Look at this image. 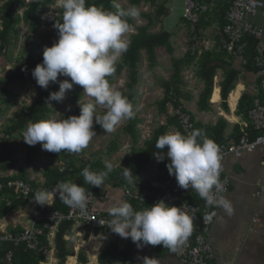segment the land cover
Segmentation results:
<instances>
[{
    "label": "trees",
    "instance_id": "1",
    "mask_svg": "<svg viewBox=\"0 0 264 264\" xmlns=\"http://www.w3.org/2000/svg\"><path fill=\"white\" fill-rule=\"evenodd\" d=\"M26 0H0V57L5 55L6 49L10 46L11 41L17 35V25L21 21L27 28L29 33H35L38 31L40 26L41 16L44 14L45 10L56 4V0H31L25 4ZM118 0H116L117 2ZM199 3L205 5H210L214 2H219L222 4L225 0H195ZM169 0H131L132 5L139 6L140 4H148L153 7V17L151 15H143L147 17L151 23L152 19L154 21H160L163 18L168 17L167 3ZM92 5L105 10L115 11L113 8V0H86V6ZM224 6V13L222 15V27L225 25L224 15L227 10V0ZM24 7L22 14L19 16L16 14L17 10ZM62 7L56 9V17L50 22L54 30L51 35H57L58 30L54 27L57 22H62ZM202 15L192 32L189 28V24L182 18L180 23L186 25L191 31V34H197L198 29L202 26ZM128 22L131 26H134V22L131 17L128 18ZM172 33L166 28L160 30L159 32L152 33L145 26L139 27L135 26V33L130 34L129 41L130 45L127 51L119 58L116 63V71L113 76L107 77L109 84H112L116 79L119 78L121 73L125 71L127 73V83L126 91L124 96L134 104L136 103L138 97V91L136 85L138 82V70L139 64L142 61V53L145 55V59L148 62V67L153 69L158 65L157 50L162 49L168 54L173 53V48L171 45ZM247 44V49L245 50L243 58L246 60V69L250 68L253 64V50L254 41L248 39L245 41ZM25 47L23 54L21 56L20 64L13 67L7 75L0 79V97H13L11 93V87L15 84H21L28 82L31 87L35 90V94L32 98V102L29 106L24 107L22 110L13 113L10 120L6 123L5 128L2 132L0 138V172L2 174H7L14 167L15 161L13 158L14 150L10 147L9 141L15 136L21 135L26 130L29 123L36 122L43 119H48L52 113L53 101L46 102L50 93L58 91V86L55 82H50L47 89L41 88L37 85L36 80L32 76V70L37 64L43 61V50L39 53L37 51V45L34 44L33 40L28 37L25 42ZM225 53V51L222 49ZM223 59V58H222ZM222 59H217L211 56L209 52H200L198 55L195 51L191 53L186 52L185 55L179 59L171 60V75L168 80L161 81L159 83L162 89V97L157 103L158 113L165 116V123L163 125H158L152 132L150 138L143 143L141 148H137L139 132L137 130V125L140 122L135 116L134 119L128 120L127 124L123 128V132L128 136L132 143L133 157L124 158L123 166L112 169L108 174L104 183L100 187L92 186L84 181L82 176V171L85 167H89L91 171L103 172L107 171V168L101 163L100 160H83L79 156L83 154V151L79 153H68L62 151L61 153H50L42 149L40 143L34 146H30L24 142V160L26 165L34 164L40 155H44L45 158H50L54 163H50L47 168L43 170L44 182L36 183L29 181L27 178V172L25 169L18 171V174L0 177V185H2V190L0 191V220L6 217L8 214L17 211L19 208L25 207L29 204V200L34 199V195L37 190L41 189H54L55 186L62 182L71 180L80 186L84 187L86 191H91L94 194H100L103 188L107 189H123L131 188L132 185L138 183L140 176H142L148 168L149 164L156 163L157 170L160 171L159 177H163L167 172L168 162L165 160L157 161L154 153L160 151L156 149L155 145L157 139L167 133L168 129L175 127L180 131L179 120L177 116L169 115L168 110L171 107L176 110L181 108V111L188 114L191 122L193 123L194 129H203L208 138L212 139L217 145L222 144L224 141L223 133L226 128V123L224 120H218L215 126H204L199 122L194 120V117L183 107V102L191 101V96L184 92L185 82L183 79V73L189 67H193L196 72L195 75L197 79L202 83L203 88L198 95V100L196 102L197 109L199 111H210L209 100H213L215 96H218V87L214 88V78L219 69L222 70V81L219 84L220 96L222 99L221 107L223 110L228 111L227 99L231 96V90L235 87L239 72L234 70L230 62H225ZM231 59V58H230ZM249 64V65H248ZM58 79L64 80L70 77L58 76ZM83 88L79 85H74L72 90H69V106L67 110L62 115L61 119L68 118L72 115L78 116L80 114L79 101L83 98ZM212 94V96H211ZM229 95V97H228ZM15 97V96H14ZM211 97V98H210ZM253 98L249 95H242L238 101L235 114L243 119H247V112L252 106ZM1 103H7L6 100L0 99ZM230 106V102L228 101ZM105 112H97V114L103 115ZM100 125L94 123V131L99 129ZM238 127L233 128L234 139L239 138ZM251 138L253 135L251 134ZM118 148L116 143H112L109 146V150L114 152ZM167 146L163 150L165 153ZM44 152V154H43ZM124 168H130L133 173V183H128L124 176ZM13 180H22L31 189V193L26 199L17 196L13 189L7 188L6 183ZM136 181V183H135ZM146 186H144L145 188ZM151 198L148 197L147 201ZM133 205L135 210H139V204L137 201L131 199H126ZM191 201V199H189ZM53 208L58 210H64L62 201L59 197L54 201ZM71 224H63L59 228L58 234L55 236V253L54 257L57 259L58 264H66L69 262L68 257L73 255V249L69 246V243L64 239V237L70 234ZM85 233V238L89 237L90 229ZM10 233H18L20 231L9 230ZM100 232H105L101 230H93V235L97 236ZM41 239L45 238L41 236ZM133 242H131L127 247L121 248L117 243H107L102 251L97 256L98 264H133L132 258V247ZM12 252V259L9 263L0 264H41L45 262L43 257L37 256L34 252L28 251L24 246H19L14 248L12 246L6 247L0 252V260L8 252ZM72 259V258H71ZM77 260L80 264H89L86 254L83 251L77 253Z\"/></svg>",
    "mask_w": 264,
    "mask_h": 264
},
{
    "label": "clouds",
    "instance_id": "2",
    "mask_svg": "<svg viewBox=\"0 0 264 264\" xmlns=\"http://www.w3.org/2000/svg\"><path fill=\"white\" fill-rule=\"evenodd\" d=\"M63 9L62 22L54 27L58 30V41L45 46L43 61L32 70V76L41 88L47 89L50 82H57L58 76L70 77L59 82V91L50 93L46 102H62L66 92L74 85L82 86L84 94L91 99L86 103L79 101L80 114L63 119H43L29 123L23 133V140L30 146L40 143L43 150L50 153H80L88 147L96 136L94 123L99 124L106 133H112L124 120L135 118L132 103L121 91L113 89L107 77L113 76L116 63L127 51L130 41L123 35L131 30L128 18H136L140 11L136 6L122 8L113 0L112 10L92 5L86 0H59ZM97 106L106 111L97 114ZM167 146L166 165L182 189H194L208 207L222 209L231 217L234 214L232 202L222 193L226 191L220 181L222 154L219 146L207 137L203 129H194L187 134L180 131L161 135L156 142L153 155L162 161L161 151ZM107 171L95 172L89 167L82 171L84 181L100 187L112 165ZM123 176L133 183L130 168H124ZM136 183V181H135ZM58 194L59 199L70 208L86 209L89 193L79 184L68 180L58 183L54 189L37 190L34 202L44 206L49 198ZM187 205L169 206L163 200L151 207L135 210L127 201H120L110 207L108 228L121 238H131L137 248L147 245H163L171 251L184 245L193 232L194 217L187 211ZM217 212L203 216V221L211 222ZM101 225L104 221L99 220ZM143 264H158L155 258H144Z\"/></svg>",
    "mask_w": 264,
    "mask_h": 264
},
{
    "label": "crops",
    "instance_id": "3",
    "mask_svg": "<svg viewBox=\"0 0 264 264\" xmlns=\"http://www.w3.org/2000/svg\"><path fill=\"white\" fill-rule=\"evenodd\" d=\"M259 1L264 3V0ZM225 2L226 0L222 4L217 1L210 5H206L207 11L202 14V26L198 29L197 34H191L188 27L186 28V25L184 26L183 23H180L182 19V0H169L167 3L168 17L164 23L166 29L169 31L171 30L173 32L178 29L183 30L186 28L187 31L190 32L191 40L187 45V52L190 51L191 53H194L196 51L198 55L202 51L209 52L211 56H214L215 58L217 57V59L223 58L222 60L225 62H230L232 68L239 72L236 85L231 90L232 94L235 91L239 92L234 112L230 111L232 103L230 102L229 106V99H227L228 111L223 110L221 107L222 99L219 87V84L223 79L221 69H219L215 75L213 87V90L218 87L219 97L215 96L212 101L209 100L210 111L201 112L197 109L196 102L203 85L197 79L196 75V81L194 80V82H198L201 89H199L195 100L191 99V101L184 102L185 104H183L184 109L190 112L194 117V120L204 126H215L218 120H224L226 128L223 137L225 142H229L236 141L233 138L234 127H238L237 129L240 135L242 130H244L249 138H251V134L254 137L248 116L247 119H243L240 116H236L235 111L242 95H249L253 99L258 98L264 103V69L262 73H259L254 64H251L250 68L246 69L245 66L247 65V62L244 58L240 60H232L226 52L224 53L222 51L224 39L221 35V27L223 21L222 15L225 9L223 4L225 5ZM249 22L262 29V38L264 41V16L259 14L254 18H250ZM248 39L249 38L246 40ZM172 48L175 52L174 45H172ZM185 53L183 55H185ZM185 71L188 72V70ZM231 116L234 117V120L229 118ZM159 173L160 171H158V174ZM225 173L230 181L226 197L234 206V214L231 217H228L224 214L222 209L217 210V217L214 218L207 240L214 250V264H264V194L259 197L255 196L256 191H258L260 186L264 184V169L261 165V153L258 151L245 153L241 158L228 156L225 159ZM109 189L110 188L108 187L107 189L103 188L101 190L100 194L104 195L105 201L97 204L99 210L110 209V207L118 204L122 198V189H120L119 194L114 196L113 194L108 193ZM58 197V194H56L53 199L56 200ZM189 199H191V201H189ZM50 200H52V198H50ZM202 200L203 199L199 197L196 191L192 196H189L186 199V201L195 205H200ZM29 214L30 211H21L19 208L17 211L8 214L0 220V228L7 232H9V230L21 231L28 225L30 219ZM254 219H257V222H254ZM87 231L88 230H84L76 234L70 230V234L66 236L67 239L65 240L70 246V241L73 236L78 238H83L84 236L85 238V233ZM89 234L90 235L87 239L85 238V240L82 239L80 241L77 253L79 251H83L85 254L88 253L89 259L91 258V264L93 262L94 264H98L97 256L107 243H117L121 248H125L132 242L131 238H121L111 230L100 232L97 236H94L93 231L90 230ZM101 235L103 236L101 237ZM111 237H116L117 242L113 241ZM96 241H98V243ZM132 244L133 264H143L145 257L149 259L155 258L158 261V264H180L177 257L166 249V247L164 248L163 245H147L138 249L135 243ZM5 248L6 245L0 243V252ZM93 248L96 250L95 254H92ZM54 253L53 243L49 259L55 261ZM74 255L75 253L73 250V255L67 258L69 259L67 264H77Z\"/></svg>",
    "mask_w": 264,
    "mask_h": 264
},
{
    "label": "built area",
    "instance_id": "4",
    "mask_svg": "<svg viewBox=\"0 0 264 264\" xmlns=\"http://www.w3.org/2000/svg\"><path fill=\"white\" fill-rule=\"evenodd\" d=\"M182 18L189 24L190 30L193 32L202 14L207 11V6L195 0H182ZM227 10L225 11L224 21L225 25L222 30L223 50L232 60L243 59L246 50V39L255 41L253 64L259 73L264 69V41L262 38V29L249 22L250 18H254L261 14L264 16V3L259 0H227ZM169 115L178 117L180 132L187 134L193 130V123L188 114L181 111V108L176 110L171 107L168 110ZM252 131L253 138H249L246 131L242 130L241 135L236 141H229L219 144L222 154V170L220 172V181L224 184L226 191L222 193L227 195L230 181L225 173V159L228 156L241 158L243 154L250 152L261 153V165L264 169V103L260 99L254 98L252 106L247 112ZM172 132L179 131L173 127ZM165 154V160H169ZM157 169V164H156ZM132 185L131 188L123 189L122 198L120 201L126 199H133L138 202L139 210L151 207L156 202L163 200L169 206L187 205L190 215L194 217L193 232L188 241L177 248L176 251H171L180 264H214V250L208 243V233L214 222L203 221V216L211 212L219 210L216 207L206 206L205 200H202L200 205L191 204L186 199L195 192L194 189H182L178 186L174 176L167 172L163 177L157 176L148 179L147 182ZM7 188L13 189L17 196L26 199L31 193L30 187L22 180H13L6 183ZM144 186H146L144 188ZM2 185H0V191ZM89 193L88 203L86 209L70 208L62 202L64 210L53 208L55 199L46 202L48 205L41 206L29 200V204L20 210H28L29 221L28 225L24 227L19 233H10L0 228V243L5 244L6 247L17 248L24 246L26 250L34 252L37 256L45 259L44 263L49 260L55 236L59 232V228L63 224H71V231L79 233L81 231L90 229L108 231L107 221L111 219L108 210H99L97 204L105 201L102 194ZM264 194V184H262L255 196L259 197ZM149 201L147 198L150 197ZM99 220L104 221V225L99 223ZM257 222V219H254ZM41 236L45 239L42 240ZM67 236V235H66ZM64 239H67V237ZM55 251V246H54ZM12 259V252L8 251L0 260L2 263H9Z\"/></svg>",
    "mask_w": 264,
    "mask_h": 264
},
{
    "label": "rangeland",
    "instance_id": "5",
    "mask_svg": "<svg viewBox=\"0 0 264 264\" xmlns=\"http://www.w3.org/2000/svg\"><path fill=\"white\" fill-rule=\"evenodd\" d=\"M31 0H26L25 4L30 2ZM116 3H119L122 8L128 9L132 5L131 0H118ZM140 15L136 18H132L134 22V26H131V30L128 33L123 35V39L129 41L130 34L135 33V26L139 27H147L148 30L152 33L159 32L160 30L166 28L165 21L167 18H163L160 21H154L152 19L149 24V19L144 17L143 15H151L153 17V7H150L148 4H140L136 6ZM61 8L59 4V0H56V4L54 6L49 7L45 10L44 14L41 16L40 26L38 31L35 33H29L26 26L20 21L17 25V35L11 41L10 46L6 49L5 55L0 57V79L4 78L7 73L13 69V67L18 66L19 61L21 60V56L23 54V50L25 47V42L28 37H30L34 44L37 45L36 53H39L44 49L45 46H52L54 42L58 41L57 35H51L53 33V26L50 24L51 20L56 17V9ZM24 7H21L17 10L16 14L19 16L22 14ZM169 24V23H167ZM185 26V25H184ZM187 28V26H185ZM184 27V28H185ZM1 28V23H0ZM183 30H175L171 31L172 33V45L175 46V52L173 50L172 54H168L166 51L159 49L157 50L158 57V65L153 69L148 67V62L145 59L144 53H142V61L139 64L138 70V82L136 85V89L138 91V97L136 103L133 106V110L135 112V116L140 121L137 125V130L139 132V139L137 148H141L143 143L148 140L153 132V130L158 125H163L165 123V116L160 115L158 113L157 103L162 97V89L159 86L161 81H166L169 79L171 75V60L179 59L183 57L184 53L187 52V45L190 43L191 37L190 32L187 29ZM182 29V28H181ZM189 33V34H188ZM188 72H184V92H187L192 99H196L197 93L199 91L200 86L198 82H194L195 80V72L196 70L189 67ZM127 73L123 71L118 79H116L110 86L115 89L121 91L124 95L126 91V83H127ZM62 81L60 79L55 82L58 86L59 91V82ZM196 81V80H195ZM11 93L15 96L10 97H2L3 100H6L7 103L0 104V138L2 132L5 128L6 123L10 120L13 113L19 110H22L24 107H27L31 104L32 98L35 94V90L31 87V85L26 83L15 84L11 87ZM0 97V99H2ZM90 97L85 96L83 91V98L80 101L81 103H86L90 100ZM70 96L68 91L66 92V97L62 102L53 101L52 113L48 117L61 119L62 115L67 110L69 106ZM215 103V102H212ZM183 104H185L183 102ZM189 108V107H188ZM189 110V109H188ZM106 110L97 106V112H105ZM128 120L122 121L117 127L116 130L112 133H106V131L100 126L96 131V136L90 141L87 148L83 150V154L79 153L80 158L83 160H100L101 163L106 167V165L111 164L112 169L122 167L124 158H132L133 152L132 143L128 136H126L123 132L124 126L127 124ZM173 127L169 128L167 133H171ZM112 143H116L118 148L116 151L112 152L109 150V146ZM24 140L23 134L15 136L9 141L10 147L14 150L13 158H14V167L7 174H2L0 172V177H6L11 175L18 174V171L21 169H25L27 172V178L29 181H33L36 183H43V170L49 166L50 163H54L50 158H45L44 155H40L38 160L32 165H26L24 160ZM44 154V152H43ZM57 165V162L54 163ZM157 176L156 163H152L148 165L147 171L140 176L141 183H145L148 179H152ZM120 189H109V194H119ZM103 235H101L102 237ZM84 239L78 237H72L70 241V247L72 246L74 250L75 261L77 259V251L79 250L80 241ZM111 239L117 242L116 237H111ZM88 241V240H87ZM98 243V241H96ZM85 251V250H84ZM86 252V251H85ZM89 264H91V258L89 259L88 253H86ZM58 264L57 259L48 260L46 264ZM67 264V261H66Z\"/></svg>",
    "mask_w": 264,
    "mask_h": 264
},
{
    "label": "bare ground",
    "instance_id": "6",
    "mask_svg": "<svg viewBox=\"0 0 264 264\" xmlns=\"http://www.w3.org/2000/svg\"><path fill=\"white\" fill-rule=\"evenodd\" d=\"M238 97H239V92L238 91H235V92H233V94L230 96V98H229V102H231L232 103V106H231V112H234V109H235V105H236V102H237V99H238ZM231 114V113H230ZM231 120H234V117L233 116H231V117H229ZM96 253V250L93 248V250H92V254H95ZM94 258V257H93ZM51 261H52V259H50ZM93 260H95V259H93ZM92 260V261H93ZM50 264V263H49ZM92 264H94V262L92 263Z\"/></svg>",
    "mask_w": 264,
    "mask_h": 264
},
{
    "label": "water",
    "instance_id": "7",
    "mask_svg": "<svg viewBox=\"0 0 264 264\" xmlns=\"http://www.w3.org/2000/svg\"><path fill=\"white\" fill-rule=\"evenodd\" d=\"M80 264V263H79Z\"/></svg>",
    "mask_w": 264,
    "mask_h": 264
}]
</instances>
